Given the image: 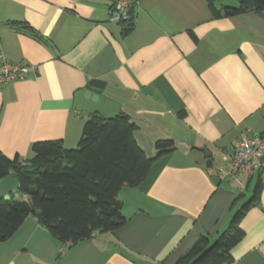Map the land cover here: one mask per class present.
<instances>
[{"label": "crops", "instance_id": "1", "mask_svg": "<svg viewBox=\"0 0 264 264\" xmlns=\"http://www.w3.org/2000/svg\"><path fill=\"white\" fill-rule=\"evenodd\" d=\"M112 3L0 0V50L35 65L0 85V150L27 160L35 141L76 147L95 112L129 114L148 157L159 139L176 149L140 186L120 190L122 227L67 245L29 214L0 242V264H175L201 234L215 239L227 228L231 202L251 186L254 176L213 178L243 132H264V9L214 18L207 0H141L133 30L122 35ZM88 90L104 101L86 98ZM258 181L260 201L241 222L245 236L230 264H264V175ZM17 188L13 174L0 179V196Z\"/></svg>", "mask_w": 264, "mask_h": 264}, {"label": "trees", "instance_id": "2", "mask_svg": "<svg viewBox=\"0 0 264 264\" xmlns=\"http://www.w3.org/2000/svg\"><path fill=\"white\" fill-rule=\"evenodd\" d=\"M216 1L207 0L214 18L264 9V0H238L236 6L222 8ZM119 23L122 35L133 30V18ZM25 24L30 35L41 38ZM94 83L102 87L104 81ZM136 128L125 112L110 117L95 112L84 122L76 147H66L60 139L35 141L27 160L0 150V179L13 174L18 182L17 192L8 200L0 196V242L9 239L29 214L67 245L122 227L128 218L122 211L120 190L140 186L153 164L176 149L172 139H159L155 156L148 157L134 137ZM261 189L258 181L251 197L236 208L244 197L238 194L229 206L233 214L227 228L215 239L201 234L175 264L232 263V250L245 236L241 222L260 201Z\"/></svg>", "mask_w": 264, "mask_h": 264}, {"label": "built area", "instance_id": "3", "mask_svg": "<svg viewBox=\"0 0 264 264\" xmlns=\"http://www.w3.org/2000/svg\"><path fill=\"white\" fill-rule=\"evenodd\" d=\"M141 0H113L110 14L113 20L121 22L134 16ZM35 65L15 63L7 59L0 50V85L23 80ZM264 175V132H243L233 143L224 164L217 168L216 176L221 180L239 181Z\"/></svg>", "mask_w": 264, "mask_h": 264}, {"label": "water", "instance_id": "4", "mask_svg": "<svg viewBox=\"0 0 264 264\" xmlns=\"http://www.w3.org/2000/svg\"><path fill=\"white\" fill-rule=\"evenodd\" d=\"M91 96H92L93 100H95V101H97V100L104 101V97H100L99 94H93L92 91H90V90L86 91V93H85V97H86V98H90ZM206 156H207V162H206V165H207V167H210V166H211V160H210V154H209V152H206ZM213 180H214L215 183H217V184L220 183V178H219L218 176H215V177L213 178ZM4 198H5L6 200H8V199L10 198V196H9V195H4Z\"/></svg>", "mask_w": 264, "mask_h": 264}, {"label": "rangeland", "instance_id": "5", "mask_svg": "<svg viewBox=\"0 0 264 264\" xmlns=\"http://www.w3.org/2000/svg\"><path fill=\"white\" fill-rule=\"evenodd\" d=\"M75 146V145H74ZM256 176L257 175H255L254 177H253V179H252V183H251V186L249 187V189L248 190H245V198H244V201L243 202H245V201H247L250 197H251V195H252V193H253V186H254V183H255V181H256Z\"/></svg>", "mask_w": 264, "mask_h": 264}]
</instances>
